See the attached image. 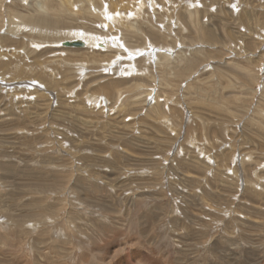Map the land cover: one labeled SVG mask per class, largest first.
<instances>
[{"label":"rangeland","instance_id":"1","mask_svg":"<svg viewBox=\"0 0 264 264\" xmlns=\"http://www.w3.org/2000/svg\"><path fill=\"white\" fill-rule=\"evenodd\" d=\"M151 1L123 53L171 59L105 68L38 22L57 0H0V37L28 33L0 42V264H264V0Z\"/></svg>","mask_w":264,"mask_h":264},{"label":"bare ground","instance_id":"2","mask_svg":"<svg viewBox=\"0 0 264 264\" xmlns=\"http://www.w3.org/2000/svg\"><path fill=\"white\" fill-rule=\"evenodd\" d=\"M58 1V5L56 6V9L50 8V15L49 18H42L40 19L38 22L41 25H48L46 22L48 20H50L53 24L57 22V19L60 21H65L64 24H60L55 26L56 27H61L59 30H56L57 33L61 34L60 38V44L62 41H65L66 39L69 41H73L75 39H77L78 36H84L82 38L84 41L78 40L82 42V46L83 49H89V48H93L92 50V54L90 56H88V60H80L81 63H77L79 66L85 65L87 63V66L92 67L94 64L96 65H105V68L108 66L110 61H113V64H116V66L118 65V63H121L120 60L122 59H128L129 61H133L135 57H137L138 59H136L137 61H141L140 58L145 59L146 62H148L149 64L151 63L153 66H155L157 64V62L159 63V61L161 60L162 57H166L167 61L171 59V57L169 58L168 54L162 53V48H164L163 46H159V47H155V45H151L150 44V40L148 39L146 41L145 39V43L143 45L140 44H136L133 45V50H129V54L126 55L125 53H123V48L125 47V43L128 41L129 46H132V43H130L131 41H135V43H139L140 41L142 42V37L144 36H150L151 39L153 37L154 34H152L151 29L152 26L149 25V23L151 25V19H148L147 15H146V5L148 4L152 10H157L159 11L160 8L157 7L158 5L154 2V1H147V0H124V2L122 3V0H57ZM80 5H79V4ZM105 5V9H104V4ZM57 4V3H56ZM54 6V5H53ZM74 6L76 7V9H74ZM81 6L80 10L78 9V7ZM55 7V6H54ZM58 7L62 8V10L59 12L60 9H58ZM123 7H125L124 10V14L122 15L123 17L119 14L118 10L122 9ZM159 8V9H156ZM163 8V7H162ZM9 9V8H8ZM104 9V10H103ZM57 10V12H56ZM79 10V11H78ZM166 10V9H165ZM126 11V13H125ZM10 12V11H9ZM13 13V12H10ZM121 13V12H120ZM14 14V13H13ZM159 12L157 13L158 16ZM7 15V13H6ZM11 15V14H10ZM16 15V14H15ZM63 16V17H62ZM157 16H154V19L157 18ZM8 17V16H7ZM19 17V16H18ZM62 17V18H59ZM134 17V18H133ZM162 17V16H161ZM91 18H93L92 20H90ZM20 19V18H19ZM27 19H31V17H27ZM86 19H89V21H87ZM7 21V20H6ZM67 21V22H66ZM15 22V21H14ZM91 22H95L99 24H97L98 27V31L96 33H92L93 30V26H90ZM8 24V23H7ZM14 24V23H13ZM9 25V24H8ZM94 25V24H93ZM10 26V25H9ZM65 26V29H71L68 31H64L63 28ZM68 26V27H67ZM21 27L25 28L26 25L24 23L21 24ZM96 27V26H95ZM14 28V27H13ZM16 28V27H15ZM142 28V30H141ZM17 30V28H16ZM102 30H106V33H102L104 31ZM12 32V37L8 38L5 36L0 37V42H2V46H4L5 44L8 45H13V44H17V43H21V41L14 39V35L21 36L22 39L24 40V38H28V33L25 34H21L20 31H14V29L10 30ZM63 31V32H61ZM74 32V33H73ZM143 32V33H142ZM73 33V34H72ZM110 33V34H109ZM112 33V34H111ZM144 34V35H143ZM155 36V35H154ZM157 36V35H156ZM147 37V38H148ZM251 37V36H250ZM93 38V39H92ZM244 39V37L242 38ZM252 39V38H250ZM247 40V39H246ZM245 40V41H246ZM59 41V39L57 40ZM56 41V42H57ZM243 41V42H245ZM55 42V43H56ZM165 42V41H164ZM23 43V41H22ZM123 45H122V44ZM155 43V42H154ZM54 44V43H53ZM149 44V45H147ZM1 45V44H0ZM92 46V47H91ZM124 46V47H123ZM167 47H170L171 45H166ZM96 48V50H95ZM99 48V49H97ZM102 49V50H100ZM173 49V48H172ZM74 50H77L76 48ZM73 50V52H74ZM127 50V48H126ZM158 50V51H156ZM166 50V49H164ZM78 51V50H77ZM102 51L101 55L99 54V52ZM137 51V52H135ZM171 51V50H170ZM94 52V53H93ZM64 53V52H62ZM169 53V52H168ZM172 53V52H170ZM121 54H124L125 56H122ZM15 55V54H13ZM139 55V57H138ZM164 55V56H163ZM191 53L189 55H184L185 56H190ZM92 56H94L92 58ZM164 57V59H165ZM183 57V56H182ZM95 58V59H94ZM177 57H175L174 62H175V66L179 67L181 66V62L177 61ZM183 59V58H181ZM157 60V61H154ZM125 61V60H123ZM85 62V63H82ZM91 62V63H90ZM126 62V61H125ZM128 62V61H127ZM163 62V61H162ZM196 62L194 56H191V58L189 59L188 63L189 65H193ZM138 63V62H137ZM147 63V64H148ZM37 64V63H35ZM167 64L169 65V62H167ZM173 64V63H172ZM196 64V63H195ZM47 65H51V66H55V63L53 64H48ZM131 65V64H130ZM167 65V66H168ZM4 66L8 67L6 65L5 62H3L2 64H0V83L2 84H6L8 80H15L13 77H11V74H7V77L3 79L4 77ZM49 66V67H51ZM187 66V65H186ZM194 66V65H193ZM23 67V66H22ZM103 67V66H102ZM101 67V68H102ZM119 67V66H118ZM182 67V66H181ZM14 68V67H13ZM104 68V67H103ZM131 70H135L133 66H131ZM185 68V67H184ZM21 69V68H20ZM35 67L30 66L29 68H24L23 71L25 72H29V77L34 78L33 81H43L40 80V76L36 77L38 75V72L36 71ZM82 69V68H81ZM93 70V68H92ZM143 70V69H142ZM145 70V69H144ZM21 71V70H20ZM112 71V70H111ZM24 72V73H25ZM89 72L91 73V69H89ZM45 73V72H44ZM26 74V73H25ZM92 75L94 74V71H92L91 73ZM45 75V74H44ZM148 75V74H147ZM17 77V75H15ZM95 77H99V75H94ZM26 77V75H25ZM67 77V76H66ZM107 77V76H105ZM156 77V76H155ZM23 78V76H22ZM103 78V77H101ZM142 78V77H141ZM6 80V81H5ZM17 80V79H16ZM100 80V79H99ZM103 80V79H102ZM108 80V79H107ZM9 82V81H8ZM51 82V81H50ZM44 83V82H43ZM107 82H103V89H104V85ZM29 84V83H28ZM37 85L36 83H33ZM46 84V83H45ZM47 85V84H46ZM50 85V84H49ZM51 86V85H50ZM56 86V85H54ZM61 86V85H60ZM141 86V85H140ZM65 88V86H63ZM30 88V87H29ZM55 88V87H54ZM150 88V87H149ZM62 89V88H61ZM46 90V88L44 89ZM64 90V89H63ZM38 94L37 91L33 92ZM35 94V95H36ZM141 94V93H140ZM91 95V94H90ZM137 95H139V93H137ZM136 95V96H137ZM139 97V96H137ZM88 99H89V95H88ZM96 99V96L93 94L91 95V102L93 103ZM98 100V99H97ZM155 100V99H154ZM154 100L152 101V103L154 102ZM72 103V102H71ZM97 103V102H96ZM96 106V105H93ZM172 128V127H171ZM159 146V145H158ZM8 152V151H7ZM118 161V160H117ZM246 161V160H245ZM250 162V161H249ZM4 165V164H3ZM5 166V165H4ZM13 174V173H12ZM6 183V182H5ZM3 184V183H2ZM15 185V184H14ZM25 187V186H24ZM87 188V187H86ZM115 189V188H114ZM121 190V189H120ZM99 197V196H98ZM92 200V199H91ZM103 201V200H102ZM97 202V201H96ZM257 204V203H256ZM97 206V205H96ZM100 206V205H99ZM94 207V206H93ZM73 208V207H72ZM31 209V208H30ZM102 209V208H101ZM50 211V210H49ZM61 211V209H60ZM254 211V210H253ZM31 212V211H30ZM98 213V212H97ZM100 215V214H99ZM25 216V215H24ZM9 217V216H8ZM7 217V218H8ZM38 217V216H37ZM2 218V217H1ZM3 219V218H2ZM13 219V217H12ZM11 219V220H12ZM42 219V218H40ZM44 219V218H43ZM7 220V219H6ZM51 221V220H50ZM98 221V220H97ZM96 221V222H97ZM16 222V221H15ZM18 222V221H17ZM16 222V224H17ZM116 222V221H115ZM110 223V222H109ZM15 224V225H16ZM7 225V224H6ZM11 225V223H10ZM9 225V226H10ZM13 225V224H12ZM18 228V225H16ZM15 226V227H16ZM14 227V228H15ZM20 227V226H19ZM83 227V226H82ZM12 228V227H11ZM13 228V229H14ZM99 228V227H98ZM23 229V228H22ZM82 229V228H81ZM72 230V229H71ZM106 230V229H103ZM8 231V230H7ZM34 232V230H33ZM93 232V231H92ZM96 232V230H95ZM110 232V231H109ZM71 233V232H70ZM107 233V232H106ZM114 233V231H113ZM46 234V233H45ZM85 234V233H84ZM91 235V234H90ZM41 237V236H40ZM57 237V236H56ZM31 238V237H30ZM33 238V237H32ZM35 238V237H34ZM47 238V237H46ZM93 238V237H92ZM40 239V238H39ZM86 239V238H85ZM94 239V238H93ZM38 240V238H37ZM63 240V239H62ZM92 240V239H91ZM96 240V239H95ZM35 241V240H34ZM93 241V240H92ZM97 241V240H96ZM103 241H104V237H103ZM251 242V241H250ZM95 243V242H94ZM254 243V242H253ZM251 244V243H250ZM59 245V244H57ZM47 246V245H46ZM55 246V245H54ZM60 246V245H59ZM48 247V246H47ZM62 247V246H61ZM38 248V247H37ZM53 248V247H52ZM120 250V249H119ZM252 250V249H251ZM132 251V250H131ZM255 251V250H254ZM98 252V251H97ZM137 252V251H136ZM135 252V254H132L133 256H135L133 261L137 262L140 261L138 259V256L136 255L137 253ZM115 255V253H113ZM118 254V253H117ZM54 255V254H53ZM57 256V255H56ZM111 256V255H110ZM116 256V255H115ZM180 256V255H179ZM43 262H42V254L40 253L37 257V259L41 262H38L36 264H44L46 262V256H43ZM49 258V257H48ZM54 258V257H52ZM157 258V257H156ZM218 258V257H217ZM60 259V256H59ZM157 260V259H155ZM192 260V259H191ZM63 261V260H62ZM143 261V260H142ZM140 261V262H142ZM48 262V260H47ZM149 262H153L152 260H150ZM112 263V262H111ZM127 262L125 260L122 261V264H126ZM46 264V263H45ZM116 264H120L119 262H117ZM143 264H146L145 262ZM148 264V263H147ZM173 264V263H172Z\"/></svg>","mask_w":264,"mask_h":264},{"label":"water","instance_id":"3","mask_svg":"<svg viewBox=\"0 0 264 264\" xmlns=\"http://www.w3.org/2000/svg\"><path fill=\"white\" fill-rule=\"evenodd\" d=\"M61 45L64 47H80L82 46V42L75 40V41H62Z\"/></svg>","mask_w":264,"mask_h":264},{"label":"crops","instance_id":"4","mask_svg":"<svg viewBox=\"0 0 264 264\" xmlns=\"http://www.w3.org/2000/svg\"><path fill=\"white\" fill-rule=\"evenodd\" d=\"M146 263V262H145ZM147 264V263H146Z\"/></svg>","mask_w":264,"mask_h":264}]
</instances>
